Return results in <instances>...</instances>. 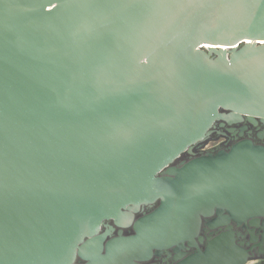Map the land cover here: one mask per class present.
Returning a JSON list of instances; mask_svg holds the SVG:
<instances>
[{
    "label": "water",
    "instance_id": "95a60500",
    "mask_svg": "<svg viewBox=\"0 0 264 264\" xmlns=\"http://www.w3.org/2000/svg\"><path fill=\"white\" fill-rule=\"evenodd\" d=\"M261 39L264 0H0V264H246L264 144L171 165L264 120Z\"/></svg>",
    "mask_w": 264,
    "mask_h": 264
},
{
    "label": "flooded vegetation",
    "instance_id": "af4514ba",
    "mask_svg": "<svg viewBox=\"0 0 264 264\" xmlns=\"http://www.w3.org/2000/svg\"><path fill=\"white\" fill-rule=\"evenodd\" d=\"M245 138H250L258 143L264 144V120L258 119L257 123L247 119L232 124H221V122H218L215 127V132L212 133L211 137L207 141L195 144L191 151L183 152L175 159L171 166L179 167L183 163L188 162L197 156L203 155L208 151L218 148H227ZM158 203L159 201H156L152 207H145L142 211L137 212L132 220V223L124 227L117 225L114 219L106 220V224L103 225L101 229L102 233L107 232V237L105 238L104 243H106L107 240L120 235H130L135 233V221L144 213L151 211L158 205ZM214 217H216V215L204 218L203 220L200 234L203 235L204 238H207L208 236L214 237L220 233V227H209V221ZM120 230H122V233H120ZM233 231L237 244L242 245L247 249L252 247L249 250V257L246 264H264V215L260 216V222L257 225L252 224L249 221L246 225H237L236 223H233ZM200 246L204 248L205 245L200 243ZM194 250L195 248H192V251ZM173 254L174 253H172V255ZM166 257L167 253L154 255L151 259L144 261L143 263L171 264L173 262L172 256L169 258L168 262L164 259ZM85 261L86 260L79 256L76 259V262Z\"/></svg>",
    "mask_w": 264,
    "mask_h": 264
},
{
    "label": "snow or ice",
    "instance_id": "6c2138e0",
    "mask_svg": "<svg viewBox=\"0 0 264 264\" xmlns=\"http://www.w3.org/2000/svg\"><path fill=\"white\" fill-rule=\"evenodd\" d=\"M252 41H248V43H251ZM261 44H264V39H261L260 41H259Z\"/></svg>",
    "mask_w": 264,
    "mask_h": 264
}]
</instances>
